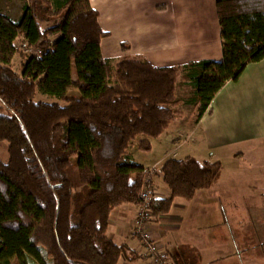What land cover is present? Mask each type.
<instances>
[{
	"label": "trees",
	"instance_id": "trees-1",
	"mask_svg": "<svg viewBox=\"0 0 264 264\" xmlns=\"http://www.w3.org/2000/svg\"><path fill=\"white\" fill-rule=\"evenodd\" d=\"M216 8L222 61L158 65L140 53L105 56L110 33L91 0H28L19 18L0 5V96L16 112L0 105L10 154L0 157V264H120L125 247L108 235L111 214L142 203L149 170L134 149L151 150L184 104L197 121L211 113L222 87L264 59V0H216ZM25 41L41 52H28ZM20 48L22 71L14 62ZM54 62L59 70L49 77ZM181 76L190 97L176 94ZM223 168L219 158H169L162 173L170 194L152 201L150 220L177 197L217 185Z\"/></svg>",
	"mask_w": 264,
	"mask_h": 264
},
{
	"label": "crops",
	"instance_id": "crops-1",
	"mask_svg": "<svg viewBox=\"0 0 264 264\" xmlns=\"http://www.w3.org/2000/svg\"><path fill=\"white\" fill-rule=\"evenodd\" d=\"M27 1L0 0V5L2 11L19 18ZM91 4L100 12V22L110 33L102 41L107 57L140 53L158 65L224 58L216 0H91ZM124 42L130 44L129 51L124 50ZM58 70V64L51 63L49 77ZM188 85L187 78L181 76L176 91L179 98L188 96L183 93ZM185 108L182 107L183 112ZM209 109L212 112L207 111L196 122L193 113L181 114L164 134L153 140L151 150L134 149L137 162L155 170L153 181L157 196L162 197L170 194L162 167L169 158L189 149L193 135L203 146L195 150H206L199 158H219L224 162L217 185L198 190L191 200L177 197L170 212L150 225L152 238L163 245L170 264H204L203 247L207 255H214L219 248L229 249L227 235L212 240L204 233L203 227L217 223V213L221 221L233 225L238 249L246 246V235L236 228L238 220L234 218L240 210L225 208L222 202L264 199V59L250 63L238 80L228 81ZM136 217L134 204L115 208L108 235L125 247L120 264H153L138 233ZM212 241L226 242L213 245ZM249 263L264 264L258 258Z\"/></svg>",
	"mask_w": 264,
	"mask_h": 264
},
{
	"label": "rangeland",
	"instance_id": "rangeland-1",
	"mask_svg": "<svg viewBox=\"0 0 264 264\" xmlns=\"http://www.w3.org/2000/svg\"><path fill=\"white\" fill-rule=\"evenodd\" d=\"M22 41L19 40L18 43H21ZM23 47V46H22ZM21 52L23 50L20 48L19 53L17 54L14 62L15 67L22 71V56ZM25 53V52H23ZM78 74L77 69L74 68V79L77 80ZM183 87H181L182 89ZM182 92V91H181ZM73 93H78L77 90H74ZM183 93L185 95H188L186 97H190L193 94V87L191 85L185 86L183 88ZM39 98L42 99H48V100H54V97H49L47 95L39 94L36 96V100ZM65 104V103H64ZM0 105L4 112L15 114V110L11 108L0 96ZM186 106V110L183 112L182 107ZM179 109L182 111L181 114H190L193 113L194 120L193 122H196L195 119V112H194V106L191 104H184ZM193 109V111H192ZM190 112V113H189ZM181 116V115H180ZM196 136L193 135L190 139V146L189 149L183 153H179L176 156L185 158L187 156L193 155V156H204L206 153V150L202 148L203 150H195V147L201 146L199 144V141H195ZM0 157L8 161L10 154H9V142L7 140H0ZM74 181L76 183L79 182L78 176H73ZM199 205H202V201H197ZM211 204V203H210ZM223 207L225 208H236L240 211L238 212V215L234 218L238 220V223L236 224V228L239 229L241 232H243V235H246V246L244 245L243 248L238 249L236 239L233 237L232 230L235 231V229L232 226H229L228 223L224 220L221 221L220 215L218 213L215 216V219L217 220V223H212L209 227H203L204 233L208 236V238H211L212 240H215L216 237L218 239L223 238V235H227V237L230 239V245L229 249L226 251H222L219 249H216V252L214 255L210 254L207 255L206 250L204 249L205 245H203V249L201 251L203 252L205 262L204 264H250L251 260L253 258H258L261 263L264 262V241H263V235H264V228H262V225L264 226V199H253L248 201H242V200H223L222 202ZM247 211H244V210ZM226 222V223H225ZM240 226V227H239ZM232 227V229H231ZM215 228V229H214ZM214 229V230H213ZM213 230V234L210 235L211 231ZM216 230H218V235ZM222 234L220 235V233ZM213 245H219L224 244L226 241H212ZM15 264H20L19 262H15Z\"/></svg>",
	"mask_w": 264,
	"mask_h": 264
},
{
	"label": "built area",
	"instance_id": "built-area-1",
	"mask_svg": "<svg viewBox=\"0 0 264 264\" xmlns=\"http://www.w3.org/2000/svg\"><path fill=\"white\" fill-rule=\"evenodd\" d=\"M23 47L30 53H40L41 49L30 47L25 41ZM154 169H149L144 177V186L141 193L142 203L137 207V230L145 242L147 255L152 259L153 264H170L163 245L152 238L150 220L152 212L151 203L157 197L156 187L153 181Z\"/></svg>",
	"mask_w": 264,
	"mask_h": 264
}]
</instances>
